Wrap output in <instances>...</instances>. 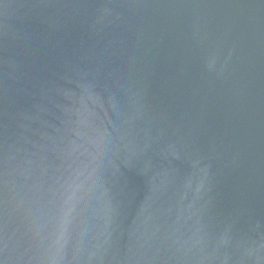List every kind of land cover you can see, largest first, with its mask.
Here are the masks:
<instances>
[{
    "label": "water",
    "instance_id": "obj_1",
    "mask_svg": "<svg viewBox=\"0 0 264 264\" xmlns=\"http://www.w3.org/2000/svg\"><path fill=\"white\" fill-rule=\"evenodd\" d=\"M0 264H264V0H0Z\"/></svg>",
    "mask_w": 264,
    "mask_h": 264
}]
</instances>
